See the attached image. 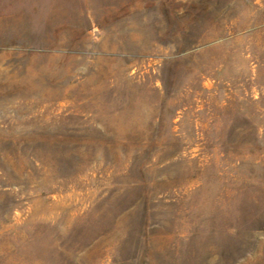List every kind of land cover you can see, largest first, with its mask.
Listing matches in <instances>:
<instances>
[{"label": "rangeland", "instance_id": "374dc122", "mask_svg": "<svg viewBox=\"0 0 264 264\" xmlns=\"http://www.w3.org/2000/svg\"><path fill=\"white\" fill-rule=\"evenodd\" d=\"M0 264H264V0H0Z\"/></svg>", "mask_w": 264, "mask_h": 264}]
</instances>
